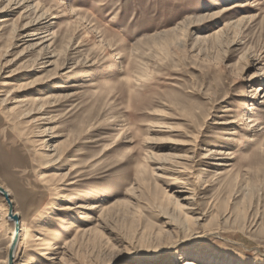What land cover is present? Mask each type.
<instances>
[{
	"label": "rangeland",
	"instance_id": "1",
	"mask_svg": "<svg viewBox=\"0 0 264 264\" xmlns=\"http://www.w3.org/2000/svg\"><path fill=\"white\" fill-rule=\"evenodd\" d=\"M260 89L264 0H0L13 264H264Z\"/></svg>",
	"mask_w": 264,
	"mask_h": 264
},
{
	"label": "bare ground",
	"instance_id": "2",
	"mask_svg": "<svg viewBox=\"0 0 264 264\" xmlns=\"http://www.w3.org/2000/svg\"><path fill=\"white\" fill-rule=\"evenodd\" d=\"M15 1H17V0H15ZM233 8V7H232ZM26 28H28V27H25V29ZM260 90H264V89H260ZM264 98V97H263ZM34 134H36V137H40V138H43V139H39V141H37L38 142V145H37V149L39 150V151H45V152H47V151H49V144L51 143V141L55 138V136L53 135V134H51V132L50 131H47V130H43V131H41L40 130V128H35V133ZM56 152V154L55 155H52V156H49L48 157V160H47V162H45L46 163V166L47 167H56L59 163H60V159H61V156L64 154V151L63 150H58V151H55ZM2 157V156H1ZM52 157V158H51ZM41 158H43V160H44V158H46V156H44V155H42L41 156ZM15 166H17V168L19 167L20 169H21V167L22 168H24V170L22 171L23 172V177L21 178V179H23V180H21V181H26L30 176H32L31 174V172H33L32 170H31V168L32 167H34L33 165H31V163H29L28 161H23V162H18L17 164H14ZM13 165V166H14ZM44 166H40V168L42 169ZM28 168H30V170L28 169ZM57 168V167H56ZM55 168V170H57ZM28 169V170H27ZM33 169V168H32ZM57 177H58V175H56L55 174V172H49V173H41L40 175H39V179L43 182V183H45V184H50L51 182H53V181H55L56 179H57ZM25 179V180H24ZM29 180V179H28ZM31 181V180H30ZM30 183H33V182H30ZM1 186V185H0ZM2 187V186H1ZM3 188V187H2ZM7 193H8V191L5 189V188H3ZM58 190H60V189H58ZM9 194V193H8ZM10 196V195H9ZM12 202V201H11ZM3 207H8V208H6V213H2L1 214V210L2 209H4ZM74 208H85V206L83 207V205H77V206H75ZM93 208H95L94 206L93 207H89L88 209H93ZM58 210L59 211H62V212H68V211H71V210H73V207L71 206V204H67V205H63V206H61V207H59L58 208ZM9 214H10V206H9V204H8V201H7V199L4 197V195L3 194H1L0 193V217H1V219H0V225L2 224V222H3V219H5V217L7 218V220H10V217H9ZM7 215V216H6ZM3 225V224H2ZM14 225H15V223H14ZM40 227V226H39ZM34 230L36 229V228H33ZM39 230V229H38ZM30 231V228L29 227H27V225L26 224H24V226H22L21 228H20V230L17 232L16 231V229L14 230V232H13V234H12V243H11V245H10V248H9V256H10V252H11V250H12V248H13V244H14V242L16 241V245H15V248H14V251H13V262H14V260H15V258H16V256H17V250H18V247H19V245H20V243H22L21 242V240H22V236H23V234L25 233H27V232H29ZM47 233V232H46ZM31 234V233H30ZM28 236V240H26V242H31V243H33V242H37V243H40V242H45L44 241V239L43 238H41V237H38L37 235H27ZM24 237V236H23ZM25 241V240H24ZM46 243V242H45ZM44 244V243H43ZM44 246H46V245H44ZM30 249H31V247H30ZM46 252V251H45ZM51 259V258H50ZM9 260H10V258L8 257V264H9Z\"/></svg>",
	"mask_w": 264,
	"mask_h": 264
},
{
	"label": "water",
	"instance_id": "3",
	"mask_svg": "<svg viewBox=\"0 0 264 264\" xmlns=\"http://www.w3.org/2000/svg\"><path fill=\"white\" fill-rule=\"evenodd\" d=\"M0 193L4 195V197L7 199L8 201V204L10 206V214H9V217L10 219L15 223V229L16 231L18 232L20 230V218L19 216L14 212V206L11 202V198L9 196V194L0 186ZM15 245H16V241L14 242L13 244V248L10 252V260H9V264H13V251H14V248H15Z\"/></svg>",
	"mask_w": 264,
	"mask_h": 264
}]
</instances>
